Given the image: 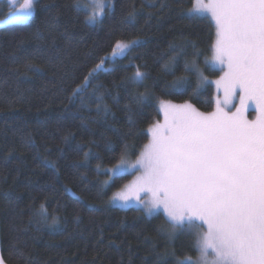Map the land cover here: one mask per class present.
Wrapping results in <instances>:
<instances>
[{"label": "trees", "instance_id": "trees-1", "mask_svg": "<svg viewBox=\"0 0 264 264\" xmlns=\"http://www.w3.org/2000/svg\"><path fill=\"white\" fill-rule=\"evenodd\" d=\"M112 2L96 25L74 10V0H35L25 23L0 26V253L6 264H177L196 256L187 232L167 238L162 213L149 217L140 208L108 205L130 175L102 188V170L125 146L138 153L148 126L160 119V101L213 109L211 85L196 95L169 86L193 60L207 78L219 76L220 68L205 64L214 29L207 18L188 17L193 0ZM8 11L0 0V17ZM134 39L141 45L106 62L107 71L73 95L117 40ZM137 67L147 74L140 87L130 83ZM141 92L148 100L135 103ZM41 205L47 223L38 215Z\"/></svg>", "mask_w": 264, "mask_h": 264}, {"label": "snow or ice", "instance_id": "snow-or-ice-1", "mask_svg": "<svg viewBox=\"0 0 264 264\" xmlns=\"http://www.w3.org/2000/svg\"><path fill=\"white\" fill-rule=\"evenodd\" d=\"M73 7L87 24L96 25L113 9V2L74 0ZM34 9L35 0H23L9 19L25 23ZM187 15L210 16L214 22L211 60L205 64L220 66L223 74L211 83L222 97L217 95L214 110L207 113L188 103L160 101L163 121L147 129V143L135 161L125 146L118 162L106 170L105 186L126 174H136L113 194L112 202L128 207L134 200L149 217L162 213L169 240L177 232L193 236L195 258L186 256L177 264H264V0H193ZM127 17L134 27V8ZM141 43L139 39L117 40L111 55L101 58L73 95L85 91L99 71H107L103 68L106 62L127 57ZM146 78L137 67L130 83L140 87ZM208 83L198 60H193L185 62L183 74L169 87L196 95ZM148 98L145 92L132 97L138 104ZM251 109L256 113L254 119L248 118ZM38 215L48 222L44 205ZM58 222L52 216L51 225ZM0 264H6L2 253Z\"/></svg>", "mask_w": 264, "mask_h": 264}, {"label": "rangeland", "instance_id": "rangeland-1", "mask_svg": "<svg viewBox=\"0 0 264 264\" xmlns=\"http://www.w3.org/2000/svg\"><path fill=\"white\" fill-rule=\"evenodd\" d=\"M3 2H5V4H6V6L9 8V11L6 13V14H4L3 16H1L0 17V26H4V25H7V24H12L13 22L9 19V16H10V12L13 10V8H15L16 10H18L19 9V5L20 4H22L23 3V0H11V2H10V0H2ZM85 2H87V0H81V3L83 4V3H85ZM207 19L211 22V24H212V26H213V29H214V33H215V27H214V22H212V20H211V17L209 16V17H207ZM219 65H215V67H217V68H220V66L218 67ZM223 73L220 71V74H219V76L218 77H216V78H207L208 79V81H209V85H211L212 86V88H213V90H214V106H213V109L211 110V111H213L214 110V108H215V98L217 97V95H220L221 97H222V93H217V91H216V88H215V85L213 84V83H211L212 81H215V80H217V79H219L220 78V76L222 75ZM165 102H167V101H165ZM160 103V102H159ZM159 103H158V110H159ZM169 103H171V104H174V105H183V104H185V103H174V102H169ZM210 111V112H211ZM251 111V115L248 117L249 119H254L255 118V115H256V113H255V111H254V109H251L250 110ZM207 113V112H206ZM159 114H160V119L159 120H157V121H155L154 123H157V122H162L163 121V114L160 112V110H159ZM154 123H152V124H154ZM151 124V125H152ZM151 125H149L148 126V128L151 126ZM147 128V129H148ZM146 143H147V141H146ZM140 151V150H139ZM139 151H138V153L136 154V155H138L139 154ZM136 155L135 156H130V159H131V161H135V159H136ZM118 162V161H117ZM116 162V163H117ZM116 163H114V164H112V165H110V166H107V167H105L103 170H102V172H106V170L107 169H109V168H112ZM130 175V178H129V180L127 181V182H125L123 185H125V184H128V183H130L133 179H134V177H135V173H130L129 174ZM108 179V177H107V175L104 177V179L102 180V188H106L107 186H105V181ZM111 183V181H109V184ZM123 185H121L119 188H117V189H115L114 191H112V193L109 195V197H108V205H110V206H117V207H121L118 203H116V204H114L113 202H112V196H113V194L115 193V192H118V191H120L121 190V188L123 187ZM141 197L142 198H145L144 197V194H141ZM128 207H135V208H140V207H138V206H136V203H135V201L133 200V201H131L130 202V206H128ZM121 208H126V207H121ZM140 209H142V208H140ZM143 210V209H142Z\"/></svg>", "mask_w": 264, "mask_h": 264}]
</instances>
